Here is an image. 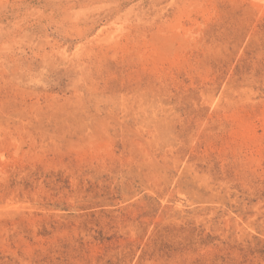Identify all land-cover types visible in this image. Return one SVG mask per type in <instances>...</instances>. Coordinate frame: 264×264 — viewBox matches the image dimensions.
<instances>
[{"label": "rangeland", "instance_id": "rangeland-1", "mask_svg": "<svg viewBox=\"0 0 264 264\" xmlns=\"http://www.w3.org/2000/svg\"><path fill=\"white\" fill-rule=\"evenodd\" d=\"M0 264H264V0H0Z\"/></svg>", "mask_w": 264, "mask_h": 264}]
</instances>
